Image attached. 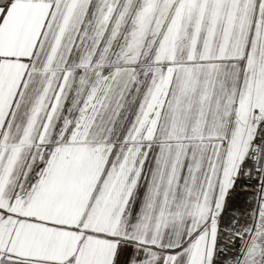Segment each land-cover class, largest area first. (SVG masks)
Wrapping results in <instances>:
<instances>
[{
  "label": "snow or ice",
  "instance_id": "1",
  "mask_svg": "<svg viewBox=\"0 0 264 264\" xmlns=\"http://www.w3.org/2000/svg\"><path fill=\"white\" fill-rule=\"evenodd\" d=\"M0 264H264V0H0Z\"/></svg>",
  "mask_w": 264,
  "mask_h": 264
}]
</instances>
